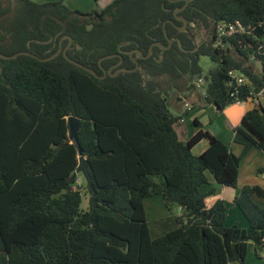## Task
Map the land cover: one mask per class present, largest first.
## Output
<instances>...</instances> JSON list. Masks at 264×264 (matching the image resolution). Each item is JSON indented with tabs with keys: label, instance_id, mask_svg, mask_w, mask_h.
I'll use <instances>...</instances> for the list:
<instances>
[{
	"label": "trees",
	"instance_id": "obj_1",
	"mask_svg": "<svg viewBox=\"0 0 264 264\" xmlns=\"http://www.w3.org/2000/svg\"><path fill=\"white\" fill-rule=\"evenodd\" d=\"M12 3L0 0L3 54L46 57L70 36L67 55L98 75L133 69L131 50L143 57L133 51L138 69L103 78L62 53L48 61L0 57V264H246L248 241L264 252V208L253 200L264 198L263 188L244 185L234 198L247 228L225 224L222 199L205 202L215 191L208 175L235 187L241 156L251 148L264 154V107L246 110L235 126L236 155L197 119L198 131L181 140L187 110L177 111L181 97L168 92L203 86L201 100L221 110L233 103L229 70L264 86V0H188L177 13L187 21L181 31L174 11L185 0H111L88 12L61 1ZM225 21L245 29L218 38ZM164 29L170 47L154 45L144 57L151 43L167 45ZM201 56L214 64L206 74ZM235 88L248 95L249 85ZM68 116L80 119L78 144L68 136ZM202 139L207 148L194 154ZM78 146L95 190L92 197L84 179L86 208L72 176ZM256 173L264 177V164ZM155 195L169 215L148 221L143 201Z\"/></svg>",
	"mask_w": 264,
	"mask_h": 264
},
{
	"label": "crops",
	"instance_id": "obj_2",
	"mask_svg": "<svg viewBox=\"0 0 264 264\" xmlns=\"http://www.w3.org/2000/svg\"><path fill=\"white\" fill-rule=\"evenodd\" d=\"M38 3L50 2V1H61L66 4L68 7L82 12H88L92 9H99L108 4L111 0H98L96 3L93 0H34ZM188 92V91H186ZM185 92V93H186ZM186 97H183L177 106V111L184 110L182 107L184 104H189L186 108V113L182 116L180 124H178V132L180 134L181 140H186L195 134L199 127H191L187 130L185 123L190 122L195 125L193 122L194 119H197L201 123V128L203 130H208L216 138L221 140L226 144L230 150L239 155L241 153V146L233 142V133L234 128L240 122V119L244 112L249 109L247 104L244 106L232 103L225 106L223 109L218 110L213 104H205L201 100V95L199 94L198 100L193 99L195 92H188ZM208 146L206 139L200 140L193 148L192 152L194 154H199L203 152ZM264 164V154L262 151L251 148L246 154L241 156L239 165H238V177L235 187L221 186L215 184V181L211 175H208V178L211 183L215 186V191L213 194L205 198L207 206L212 205L217 199H222L226 204V218L225 224L230 226L237 224L240 227L247 228L248 222L239 210V208L234 204V198L238 195L239 190L244 185H258L264 189V177L256 173L257 168ZM154 198V199H153ZM158 198V199H157ZM253 200L264 205V198L258 196H253ZM147 202V207L144 205L145 216L147 219L146 209L151 211V215H155V212L158 213V216H152V219H159L169 215L162 197L160 195H155L149 198L144 199L143 204ZM174 214L180 215L181 210L179 208L175 209ZM148 220V219H147ZM264 240V238H263ZM246 264H264V252H261L259 255L256 254L255 246L252 241L247 242V250L245 257ZM228 264H240L238 261H231Z\"/></svg>",
	"mask_w": 264,
	"mask_h": 264
},
{
	"label": "water",
	"instance_id": "obj_3",
	"mask_svg": "<svg viewBox=\"0 0 264 264\" xmlns=\"http://www.w3.org/2000/svg\"><path fill=\"white\" fill-rule=\"evenodd\" d=\"M188 3V0H185V3L184 5L179 8V9H176L174 11V17L176 19H179L182 21V26L179 27V30H185L186 29V26H187V21L184 17L182 16H178L177 13L179 11H181ZM171 22V20H169ZM164 25V24H163ZM164 33H165V36L167 38V45L166 46H162L161 44L157 43V42H153L150 44V46L148 47V51H147V54L144 56V57H148L151 52H152V48L154 45H157L159 48L161 49H167L170 47L171 45V38L167 37V34H166V31L164 29ZM190 37L192 39H194V37L192 36V34H189ZM68 38V43L65 47H62L61 45V40L59 41V44H58V48L56 49L55 52H53L52 54H50L49 56H46V57H39L37 56L36 54L34 53H31L29 51H26V50H21V51H18V52H15L13 54H9V55H6V54H3L0 52V57L1 58H4V59H11V58H15L17 57L18 55H28V56H31L33 58H36L37 60L39 61H48V60H51L53 59L54 57H56L58 54L62 53V55L64 56V58L66 60H68L69 62H71L72 64L80 67V68H83L89 72H91L92 74H94L95 76L99 77V78H103L106 76L107 73L111 74L112 76H115L118 72L120 71H124V72H129V71H134L136 69H138V63H137V60L136 58H134L132 56V52L134 51L136 53V55L138 57H143L136 49L134 50H131L129 52V55L132 59V61L135 63V67L133 69H128V68H122V67H118L114 72H110L109 70H105L102 68V71H103V74L102 75H98L93 69L83 65L82 63L72 59L71 57H69L66 53V50L67 48L69 47L72 39L70 36H65ZM112 55H106V56H103L99 59V64L101 62L102 59L104 58H107V57H110ZM122 62V57H119V61L114 65V66H119L120 63ZM67 123H68V136L71 140H74L77 144H78V136H77V132H78V129L80 127V119L75 117V116H68L67 117ZM78 164L76 166V169L75 171L73 172V177L77 175V173H81V175L84 177L85 181H86V184L88 186V188L91 190V196L94 197L95 196V190H94V187L92 186L91 184V179H90V175L88 173V170H87V167L85 165V162H84V157L82 155V149L80 146H78ZM92 203H93V207H95V200H92Z\"/></svg>",
	"mask_w": 264,
	"mask_h": 264
},
{
	"label": "built area",
	"instance_id": "obj_4",
	"mask_svg": "<svg viewBox=\"0 0 264 264\" xmlns=\"http://www.w3.org/2000/svg\"><path fill=\"white\" fill-rule=\"evenodd\" d=\"M244 25L240 21L235 22H221L216 26L217 37H226L237 32H243ZM202 84V78H199L197 85ZM227 85L233 89L230 92V96L233 97V103L244 106L248 102L252 108L264 107V86L254 87L251 85L247 77L238 69H231L228 71ZM237 85H249V92L246 97L237 95L235 86Z\"/></svg>",
	"mask_w": 264,
	"mask_h": 264
},
{
	"label": "rangeland",
	"instance_id": "obj_5",
	"mask_svg": "<svg viewBox=\"0 0 264 264\" xmlns=\"http://www.w3.org/2000/svg\"><path fill=\"white\" fill-rule=\"evenodd\" d=\"M1 4L3 5V6H12V0H1ZM200 64L202 65V67H203V72L206 74V72H207V70L209 69V68H211V67H213V63L210 61V59L207 57V56H201V58H200ZM252 64L255 66V68H259V64H258V62H252ZM197 81L198 80H194L193 82H194V84L195 85H197L196 83H197ZM161 88H167V84L166 83H161V86H160ZM194 89H196V90H193L194 92H195V94H194V96L192 97L193 99H196V100H198V97H199V94L200 95H202V91H203V86L200 88V87H196V88H194ZM168 92H172V93H170L171 95H170V97L171 98H174L175 97V95H178V96H183V97H186L188 94L187 93H181L180 91H179V89H174V90H169ZM182 97V98H183ZM181 98V99H182ZM232 104V103H231ZM189 104H184V106L182 107V109H184V110H186V108H187V106H188ZM230 105V104H229ZM247 108L249 109L250 107H252L251 106V104L248 102L247 103ZM185 126H186V128H187V130L189 129H191V127L193 126V127H195L196 126V124L194 125L193 123H190V122H186L185 123ZM254 149H256V148H254ZM258 150V149H257ZM261 151V150H260ZM76 186L77 187H79L80 186V188L82 189V193H83V198H82V203H81V205H82V207L83 208H86L87 206H88V200H89V194L87 193V192H85V190H84V185H85V182H84V178H83V176L81 175V173H78L77 175H76ZM154 199V198H153ZM158 199V198H157ZM145 207H147V202L145 201ZM260 206H262L263 208H264V205H262V204H260ZM176 209V208H175ZM175 209H173V212H175L176 210ZM146 213H147V219H148V221H153V220H156V219H152V216H158V213L157 212H155V215H151V211L149 210V209H146Z\"/></svg>",
	"mask_w": 264,
	"mask_h": 264
}]
</instances>
